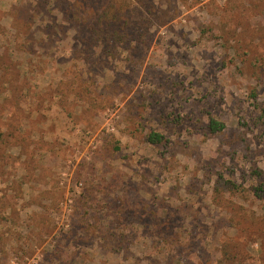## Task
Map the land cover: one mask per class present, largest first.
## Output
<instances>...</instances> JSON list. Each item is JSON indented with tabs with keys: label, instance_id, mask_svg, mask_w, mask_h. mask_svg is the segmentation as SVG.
<instances>
[{
	"label": "rangeland",
	"instance_id": "rangeland-1",
	"mask_svg": "<svg viewBox=\"0 0 264 264\" xmlns=\"http://www.w3.org/2000/svg\"><path fill=\"white\" fill-rule=\"evenodd\" d=\"M0 264H264V0H0Z\"/></svg>",
	"mask_w": 264,
	"mask_h": 264
},
{
	"label": "trees",
	"instance_id": "trees-1",
	"mask_svg": "<svg viewBox=\"0 0 264 264\" xmlns=\"http://www.w3.org/2000/svg\"><path fill=\"white\" fill-rule=\"evenodd\" d=\"M135 2L140 4L142 0H135ZM91 21L92 27L87 29L89 40L94 37L96 40H98L97 42H100L99 44L102 43V45H105V43H108L113 39L116 40L117 38H122L129 35L126 32L127 28L132 29L133 33L134 31L136 33L138 31L135 25L136 23L134 20H132V16L130 14L127 15L126 20L123 19V12L121 11L120 7L114 12L105 10ZM133 36L135 35L133 34ZM210 124L211 125L209 127L211 130L217 131L220 129L217 122L211 121ZM161 139V136L155 133H152L148 137L149 142L153 144L159 143Z\"/></svg>",
	"mask_w": 264,
	"mask_h": 264
}]
</instances>
